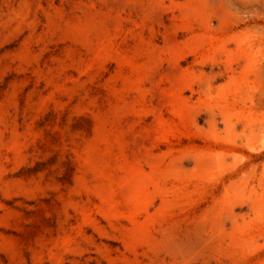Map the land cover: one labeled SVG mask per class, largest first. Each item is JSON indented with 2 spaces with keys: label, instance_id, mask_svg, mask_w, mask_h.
<instances>
[{
  "label": "rangeland",
  "instance_id": "374dc122",
  "mask_svg": "<svg viewBox=\"0 0 264 264\" xmlns=\"http://www.w3.org/2000/svg\"><path fill=\"white\" fill-rule=\"evenodd\" d=\"M0 264H264V0H0Z\"/></svg>",
  "mask_w": 264,
  "mask_h": 264
},
{
  "label": "bare ground",
  "instance_id": "6f19581e",
  "mask_svg": "<svg viewBox=\"0 0 264 264\" xmlns=\"http://www.w3.org/2000/svg\"><path fill=\"white\" fill-rule=\"evenodd\" d=\"M134 166V165H133ZM101 171V170H100ZM134 172V171H133ZM143 172V171H142ZM135 173V172H134ZM102 174V173H101ZM136 174V173H135ZM140 175V174H139ZM143 175V174H142ZM162 175V174H161ZM134 176V175H133ZM146 176V175H145ZM157 176H159V175H157ZM129 177H130V175H129ZM128 177V178H129ZM136 177V176H135ZM134 177V178H135ZM155 177V176H154ZM127 178V177H126ZM150 178V177H149ZM146 179V178H145ZM155 179V178H154ZM125 180V179H124ZM130 180V179H129ZM133 181V180H132ZM142 181V180H141ZM156 181H157V179H156ZM117 182V181H116ZM146 182V181H145ZM152 182H153V180H152ZM105 183V182H104ZM128 183V182H127ZM135 183V182H134ZM139 183V182H138ZM141 183H143V182H141ZM140 183V184H141ZM155 183V182H154ZM106 184V183H105ZM104 184V185H105ZM133 184V183H132ZM148 184V183H147ZM136 185H138V184H136ZM144 184H141V185H139V187L141 188V186H143ZM157 185V184H156ZM106 186V185H105ZM116 186V185H115ZM134 186V185H133ZM149 186V185H148ZM147 186V187H148ZM102 187V186H101ZM104 187V186H103ZM125 187V186H124ZM123 187V188H124ZM137 187V186H136ZM136 187H133L134 188V190L132 189V191H131V194H130V197H131V201L133 202V203H138L139 202V205H140V203H144V202H147V200H148V198H149V192H144L143 193V195L140 193V191L139 190H137V188ZM146 187V188H147ZM110 188V187H109ZM116 188V187H115ZM118 189V188H117ZM121 189V188H120ZM112 190V189H111ZM127 190V189H126ZM131 190V189H130ZM141 190V189H140ZM124 191H125V189H124ZM129 191V190H128ZM139 191V192H138ZM103 192V191H102ZM165 193V192H164ZM167 193V192H166ZM112 194V193H111ZM116 195V194H115ZM106 196V195H105ZM165 196H167V195H165ZM111 198V197H110ZM124 199V198H123ZM126 199V198H125ZM129 199V198H128ZM114 200V199H113ZM127 200V199H126ZM111 201V200H110ZM109 202V201H108ZM118 202V201H117ZM129 202V201H128ZM106 203H107V200H106ZM114 204V203H113ZM113 204H110V205H113ZM119 204V203H118ZM131 204V203H130ZM108 207V206H107ZM111 207V206H110ZM129 207V206H128ZM113 208V207H112ZM137 208V207H136ZM135 208V210H137ZM146 208V207H145ZM134 209V208H133ZM168 209V208H167ZM116 210V209H115ZM117 211V210H116ZM115 211V212H116ZM131 211H133L132 209H131ZM142 211V210H141ZM138 213V212H137ZM137 215V214H136ZM131 216V215H130ZM132 218H133V216H131ZM134 218H135V216H134ZM148 218V217H147ZM146 218V219H147ZM131 219V218H130ZM136 219V218H135ZM149 219V218H148ZM147 219V220H148ZM134 220V219H133ZM141 222V221H140ZM144 223V222H143ZM145 223H147V222H145ZM142 224V223H141ZM140 225V224H139ZM146 225H148V224H146ZM139 227V226H138ZM140 228V227H139ZM141 230H142V228H141ZM141 232V231H140ZM146 232V231H145ZM139 233V232H138ZM142 234V233H141ZM144 239V238H143ZM145 240V239H144Z\"/></svg>",
  "mask_w": 264,
  "mask_h": 264
}]
</instances>
